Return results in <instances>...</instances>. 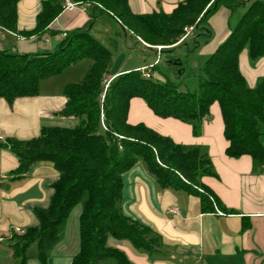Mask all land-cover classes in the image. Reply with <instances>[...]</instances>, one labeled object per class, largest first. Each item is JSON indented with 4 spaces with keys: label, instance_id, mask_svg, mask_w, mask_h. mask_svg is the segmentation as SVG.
<instances>
[{
    "label": "trees",
    "instance_id": "obj_1",
    "mask_svg": "<svg viewBox=\"0 0 264 264\" xmlns=\"http://www.w3.org/2000/svg\"><path fill=\"white\" fill-rule=\"evenodd\" d=\"M20 1L0 0V29L23 38L44 37L62 14L65 3V0H45L35 28L21 31ZM71 1L89 4L85 10L92 19L113 17L133 38L150 47H165L162 53L174 51L176 48L172 47L181 42L186 29L199 28L219 9L236 11L248 3V0H185L171 14L159 11L137 15L128 0ZM244 51L251 62L264 58L263 0L247 7L225 42L205 60L193 91L184 81L191 74L185 75L179 59H172L167 65L177 82L166 75L164 82L155 80L158 68L154 65L120 74L108 84L113 53L87 31L70 32L53 51L19 54L0 50V99L8 104L38 96L43 80L83 59L92 61L83 82L63 88L66 104L60 115L75 119V127H47L37 137L8 138L3 145L19 162L14 179L27 177L34 165L43 162L52 163L59 173L50 205L36 211L38 225L13 237L19 264H27V249L34 242L38 245V258L45 264L62 240L68 218L79 205L80 249L71 264H132L123 251L108 247L109 237L130 242L151 259L159 257L165 246L162 237L121 209L123 174L138 162L146 165L162 190H186L196 195L205 213L214 212L215 206L221 209L218 198L202 181L204 177L216 176L206 151L176 144L142 123H128L133 98L143 99L160 118L190 124L195 136L202 134L210 107L218 103L228 141L226 155L231 158L248 155L254 172L264 169V77L252 88L247 85L240 68ZM176 61L181 66L175 65Z\"/></svg>",
    "mask_w": 264,
    "mask_h": 264
},
{
    "label": "crops",
    "instance_id": "obj_2",
    "mask_svg": "<svg viewBox=\"0 0 264 264\" xmlns=\"http://www.w3.org/2000/svg\"><path fill=\"white\" fill-rule=\"evenodd\" d=\"M44 1H20L18 28L21 31L35 28ZM184 1L128 0L130 9L137 15L159 11L171 14ZM248 5L236 11L219 9L205 24L188 35L185 34L181 42L172 48L180 47L190 37L195 38L196 33H200L199 36L205 41L204 53L211 55L228 38ZM105 18L118 23L109 15L92 19L87 10L80 8L71 12L63 11L50 25L47 34L57 38V45L70 32L77 30L87 31L94 37V33L104 34L111 39L113 29L103 23ZM2 31L4 30L0 29V33ZM14 36V45L10 44L11 48L0 45V50L19 54L48 51L40 48L37 42L40 38L37 36ZM45 42H48L47 39ZM141 42L146 48H150ZM198 45L200 47V43ZM151 50L158 57L163 54L158 52L157 47ZM252 63L248 53L244 51L240 56V68L251 88L259 78L264 77V58ZM146 67L148 66L123 68L122 71L112 73V76L107 75V79L112 81L123 72ZM44 81L46 80L40 85L39 95L34 98L19 99L12 104L0 99V264H19L20 259L15 256L13 237L38 225L36 211L50 205L54 195L53 187L59 178L54 165L43 162L34 165L27 177L14 179L13 174L19 167V162L14 154L3 147L5 141L8 138L28 140L39 136L47 127L73 128L77 125L75 119L60 115L66 104L64 87H60V91L58 88L56 93L51 86L44 91ZM128 123H142L160 135L171 138L176 144L203 148L212 161L216 176L204 177L202 181L218 198L221 209L215 206L214 212L205 213L200 198L196 195L186 190H162L156 178L148 172L146 165L138 162L132 170L123 174L121 209L126 216L156 231L165 246L162 254L153 259L137 251L126 240L124 242L109 237L108 247L123 251L132 264H263L264 169L254 172L252 158L248 155L239 158L226 155L228 141L224 136V121L219 104L214 103L210 107L209 117L203 122L200 136L194 135L190 124L156 116L141 98H133L130 101ZM69 219L70 217L65 233ZM65 236L66 234L57 246L61 251L56 254L51 251L45 264L72 263L79 253L80 237L78 243L68 244ZM27 255V264H43L38 258L36 242L30 244Z\"/></svg>",
    "mask_w": 264,
    "mask_h": 264
},
{
    "label": "rangeland",
    "instance_id": "obj_3",
    "mask_svg": "<svg viewBox=\"0 0 264 264\" xmlns=\"http://www.w3.org/2000/svg\"><path fill=\"white\" fill-rule=\"evenodd\" d=\"M255 1L258 0H248L247 4L250 5ZM245 10L246 9L243 10V13ZM103 23L106 26L110 25L112 27L113 33L111 35V39H108V37H106L104 34H99V33L95 34L94 32L92 33H94L95 37H97V39L106 48H109L113 53V63L108 70L109 76H112V73H114L115 71H122L123 68L134 69L142 66L150 67V66H154L153 64H155V66H157L158 68V70L154 72L155 80H160L164 82L165 81L164 75H166L169 76V78L173 79V81L177 82L171 71V68L168 67L167 65L169 61H171L172 59H179L183 64L182 67L186 72L185 75L188 76L189 74H191V76L189 75L187 79H184L185 85L188 87L190 91L195 90L196 85L198 83L197 80L200 73V69L203 63L205 62V60L210 56V54L204 53L203 48L205 46L204 44L205 41L201 36H199L200 33H196L195 38L190 37L186 41V43H184L180 47H177L176 49H174V51L170 52V50H166L160 57H158L153 50L145 49L146 47L139 39L133 38L130 32L123 30L122 27L118 25V23H116L115 21H110L109 18H105L103 19ZM97 26L98 24H96V27ZM44 36L45 37H41L37 41L40 48H45L48 51H53L57 46V41H58L57 38L53 37L50 34H45ZM45 39H47L48 42H45ZM13 40H16V37L14 35L7 33L5 31H2V33H0V45L9 48L11 45H14L12 44ZM202 42L203 44H201ZM199 43H200V47L198 45ZM164 48L165 47L161 48L160 54L164 50ZM91 65H92V61L90 59H83L78 63L68 66L61 73L54 75L46 79V81H44L43 83L44 91L47 90L48 86H51L53 92L56 93L58 88L60 91V87H65L66 85L71 83L83 82L86 73ZM129 72H132V70L128 72H123L121 74L129 73ZM144 73H146V71H144ZM107 81L109 84L110 80L107 79ZM81 212H82V207L81 205H79L73 210V212L70 215V219L68 223L69 226L67 227L66 233H64L66 234L65 238L66 240H68L67 241L68 244L74 242L78 243L79 241L78 229H79V216ZM63 244H65V241ZM57 246L52 250L53 252L52 254H56L57 252L61 251V249ZM62 249H64V245ZM67 250L68 249H66L65 251L67 252ZM102 264H114V263L105 262Z\"/></svg>",
    "mask_w": 264,
    "mask_h": 264
},
{
    "label": "built area",
    "instance_id": "obj_4",
    "mask_svg": "<svg viewBox=\"0 0 264 264\" xmlns=\"http://www.w3.org/2000/svg\"><path fill=\"white\" fill-rule=\"evenodd\" d=\"M88 6H89V4L74 3L71 0H65V3H64V6H63V11H70L71 12V11H74V10H76L78 8H80L82 10H85ZM193 30H194V27H190V28L186 29V35H188ZM157 48H158V52H160L161 48H163V47H157ZM142 70H145V68L142 69ZM146 76L149 77L148 75H146ZM217 212L220 213L218 210H217ZM263 264H264V262H263Z\"/></svg>",
    "mask_w": 264,
    "mask_h": 264
},
{
    "label": "water",
    "instance_id": "obj_5",
    "mask_svg": "<svg viewBox=\"0 0 264 264\" xmlns=\"http://www.w3.org/2000/svg\"><path fill=\"white\" fill-rule=\"evenodd\" d=\"M175 65H179V66H180V65H181V63H180V62H179V63L175 62Z\"/></svg>",
    "mask_w": 264,
    "mask_h": 264
}]
</instances>
